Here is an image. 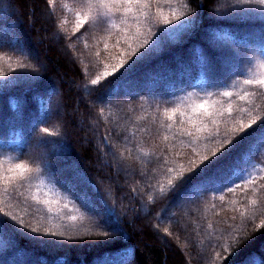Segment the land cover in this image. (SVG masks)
Segmentation results:
<instances>
[{
    "label": "trees",
    "instance_id": "1",
    "mask_svg": "<svg viewBox=\"0 0 264 264\" xmlns=\"http://www.w3.org/2000/svg\"><path fill=\"white\" fill-rule=\"evenodd\" d=\"M4 28L0 217L18 232L0 233V264H264V147L224 162L234 183L221 185L216 169L186 183L203 155L215 159L210 130L235 142L264 122V89L244 83L264 72V5L0 0ZM233 58L239 67L225 74ZM45 230L63 233L50 237L59 246L33 241Z\"/></svg>",
    "mask_w": 264,
    "mask_h": 264
},
{
    "label": "snow or ice",
    "instance_id": "2",
    "mask_svg": "<svg viewBox=\"0 0 264 264\" xmlns=\"http://www.w3.org/2000/svg\"><path fill=\"white\" fill-rule=\"evenodd\" d=\"M51 2H54V0H51ZM112 4H145L147 5L149 0H110ZM246 2L251 3L252 0H246ZM257 3L264 5V0H257ZM130 10V9H129ZM177 19H180V17H177ZM199 21V16L196 17H190L187 20H181V23L176 26V29L174 30H180L185 27H187L190 24H197ZM166 23H171V21H166ZM167 33L162 34L161 37H159V40L163 39V36ZM144 43H147V40L144 41ZM260 46L262 49H264V31L261 32L260 35ZM153 52V49L151 47L146 48L145 51L141 52L139 56H136V59L132 61V63L128 66V68L125 69V72L121 74L120 77L114 78L113 81L110 83H113L115 86L116 82L120 81L126 73H129L134 70L135 66L146 59L147 57L151 56ZM130 55H136L135 50H133ZM124 61H121V64H123ZM209 68H211V65H207ZM239 67V61H237L235 58L232 60L225 62L223 65L221 71H223L225 74L232 72L234 69H237ZM107 75V73H105ZM240 75H243V73H240ZM98 80H93L92 84H97ZM245 84L248 85H256L261 89H264V72H261L258 78L255 79H247L244 81ZM225 96H232L231 91H225L223 93ZM208 95H212V93H208ZM207 102L204 101L201 104H199L198 108H204L205 104ZM175 111V109H173ZM227 111L230 113L232 111L231 107L227 109ZM203 115V113H201ZM209 115H215L214 113H210ZM256 123V119L253 118L248 125H241L242 127H250L251 124ZM198 131L202 129H197ZM240 131V128H235L234 132ZM43 132L48 133L49 129L44 128ZM189 135H192V133H189ZM220 135L218 129L210 130L208 135L204 137V139L207 140H214L215 141V149L212 150V155L215 156V159H209V156L207 154L203 155L201 157L202 161H207L206 164H204L203 168L199 170V172L195 173L193 176L188 178V181L186 183L189 184V190L194 189L197 184L203 182V178H206L212 174V170L216 169V175L219 177L220 183L223 186H227L228 182L234 183V181L231 180V175L228 171L224 168V162L229 160L233 157V154H236V159H238L241 163H246V157L250 156L252 151L256 146L264 147V122H262L260 125H258L256 128H253L250 132L245 133L243 136H240L239 139L235 140L233 142L231 139H228V133L224 134L223 139H216ZM226 145H231L230 147H226ZM223 149V151H220ZM219 151V155H216V152ZM194 166V165H193ZM17 168H23V165H17ZM234 189L231 187H228V191H233ZM86 206H89L91 210L101 212L106 215H113L114 213L110 208H108L106 205L102 206V208H97L95 205L89 204L87 199L85 198ZM13 219H16L13 217ZM20 224H23L24 222L21 220L19 221ZM167 231V230H165ZM17 233L18 229L15 225L6 222L3 217H0V233ZM33 233H39L38 229H32ZM99 237H102L104 239H112V233L108 231H102L97 233ZM57 236H63V233L58 232H50L48 230H45V232L42 235H36L32 239L37 244H46L51 246H59V243L57 240L51 239L50 237H57ZM44 237H49L48 239H45ZM71 239V237H69Z\"/></svg>",
    "mask_w": 264,
    "mask_h": 264
},
{
    "label": "rangeland",
    "instance_id": "3",
    "mask_svg": "<svg viewBox=\"0 0 264 264\" xmlns=\"http://www.w3.org/2000/svg\"><path fill=\"white\" fill-rule=\"evenodd\" d=\"M10 33L11 32V29H9V28H4L3 29V31L1 32L2 34H0V39H3L4 37H5V33ZM59 108H60V113H61V115H63V113H64V111H63V109L59 106ZM60 144V143H59ZM59 144H57V145H55L54 147H57V148H59L60 150V152H63V153H66V149H65V147H63L62 145H59ZM62 144V143H61ZM63 158V157H62ZM67 161H69L71 164H74V161H71V160H69V159H67V158H65ZM74 170V171H73ZM72 170V173H74L73 174V176H71V179L72 180H74V178L75 179H77V180H81V181H83V178L80 176L79 177V175L77 174L78 172L76 171V169H73ZM31 264H36V262H32Z\"/></svg>",
    "mask_w": 264,
    "mask_h": 264
}]
</instances>
